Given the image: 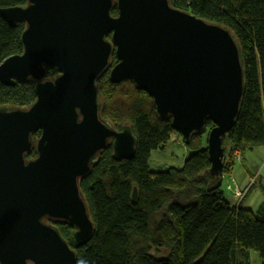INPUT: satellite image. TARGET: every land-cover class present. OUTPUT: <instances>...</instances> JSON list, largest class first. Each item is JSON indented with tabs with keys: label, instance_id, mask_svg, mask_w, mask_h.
Listing matches in <instances>:
<instances>
[{
	"label": "water",
	"instance_id": "obj_1",
	"mask_svg": "<svg viewBox=\"0 0 264 264\" xmlns=\"http://www.w3.org/2000/svg\"><path fill=\"white\" fill-rule=\"evenodd\" d=\"M24 1L0 11L10 25H26L23 52L0 64V80L32 81L36 94L29 107H0V264H76L75 248L55 224L74 228L75 247L87 244L95 224L80 181L111 144L119 159L136 146L129 126L117 130L102 118L99 78L110 68L112 83L133 81L186 143L212 121L210 173L219 176L223 136L236 125L246 91L244 55L229 27L171 0ZM48 69L57 74L48 77Z\"/></svg>",
	"mask_w": 264,
	"mask_h": 264
},
{
	"label": "trees",
	"instance_id": "obj_2",
	"mask_svg": "<svg viewBox=\"0 0 264 264\" xmlns=\"http://www.w3.org/2000/svg\"><path fill=\"white\" fill-rule=\"evenodd\" d=\"M174 7L187 10L209 22L229 27L242 47L246 68V91L236 125L223 136V173H210L208 132L182 144L190 153L182 166L152 170L154 150L165 152L172 133L171 119H162L152 98L131 80L112 83L110 69L98 80L101 116L117 130L129 126L136 138L134 155L114 156L112 144L103 150L90 174L80 181L95 232L91 240L75 247L74 228L58 222L59 230L75 248L76 264H250L255 252L264 264V200L255 208L230 204L223 189V177L233 171V149L245 153L264 146V0H171ZM24 0H0V11L25 5ZM117 8L113 15H117ZM25 23L10 25L0 14V64L21 54ZM112 65L118 62L115 54ZM56 70L48 69L53 77ZM129 108L111 105L124 99ZM36 100L35 83L16 82L6 86L0 80V107L26 108ZM129 124L120 128L118 121ZM41 132L33 134L36 141ZM32 151L28 157H35ZM225 158V157H224ZM229 158V159H228ZM134 188L137 197L134 199ZM238 199V198H237ZM239 201L242 200L238 199Z\"/></svg>",
	"mask_w": 264,
	"mask_h": 264
},
{
	"label": "rangeland",
	"instance_id": "obj_3",
	"mask_svg": "<svg viewBox=\"0 0 264 264\" xmlns=\"http://www.w3.org/2000/svg\"><path fill=\"white\" fill-rule=\"evenodd\" d=\"M125 88H126V86L122 85L121 89H120L121 95H118V96H122V98H124V99L112 100V102H111L112 106L115 107L116 105H124L126 107V109L129 108L128 102H127V97L124 94L125 90H127ZM124 124H129V122L126 119H124L120 122L118 121L117 125L120 128H122ZM178 137L180 138L179 142L176 141V138H178ZM225 151H226L225 154L230 153L229 152L230 151L229 146L226 147ZM189 154L190 153L188 152L187 148L182 144V139H181L180 135L177 132L172 133L171 139L167 144V149L165 152H160L159 150H154L152 152L151 159H150V168L152 170H155V171H158V170L161 171V170L168 169L169 167L182 166L184 164L185 159L189 156ZM235 155H236L235 149H233L231 152V156H232V158H234V157L236 158V160L234 158L235 165L237 167L236 170L237 171L240 170V172H241V175L239 177V185L243 190L247 184H248L247 187L252 188V190L250 192L249 201L255 202L256 198L258 197L259 192H256L257 188H254V185L256 182L255 178H253L252 183H251V180H252V177H254L255 175H256V177L258 175H261L259 177V180L261 179L264 183V146L257 147L252 151L245 152L244 154L240 153L239 155H241V157H238V158ZM224 157H225L224 159H226L225 155H224ZM245 158H247L246 163H241L245 160ZM232 180H233V178H232ZM226 184H227V180H224L222 187L228 194L229 189L226 190ZM232 184H234V183L232 182ZM245 189H246V192H247V190H249L248 188H245ZM256 260L261 261L259 256L255 252H252L250 263L251 264H259L258 262H255Z\"/></svg>",
	"mask_w": 264,
	"mask_h": 264
},
{
	"label": "crops",
	"instance_id": "obj_4",
	"mask_svg": "<svg viewBox=\"0 0 264 264\" xmlns=\"http://www.w3.org/2000/svg\"><path fill=\"white\" fill-rule=\"evenodd\" d=\"M175 140V139H174ZM176 141H180V138L178 137V138H176ZM252 151V150H251ZM243 156V155H242ZM244 157V156H243ZM235 158V157H234ZM246 159L247 158H245V160L243 161V162H241V163H246ZM235 160H236V158H235ZM236 165H235V163H234V166H233V171H232V173H230L229 175H224V177H223V181L224 180H227V184H226V190H228L229 189V192H228V194H227V192L224 190V193H225V196H226V198H227V200L229 201V203L230 204H241L242 206H244V207H250V208H253V209H255L263 200H264V183H263V181L260 179L259 180V177L261 176V175H258L257 177H256V175L254 176V177H252V180H251V183L253 182V178H255V185H254V188H257V190H256V192H259L258 193V197L256 198V200H255V202H251V201H249V197H250V192H251V190H252V188L250 189L249 187H247L248 186V184L245 186V188H248L249 190H247V192H245V194H244V196L242 197V200L241 201H239L238 199H237V197L235 196V189L239 186L240 187V185H239V177H240V175H241V172H240V170L239 171H237L236 170ZM230 178V179H229ZM232 178H233V180H232ZM232 182L234 183V184H232ZM250 182V181H249ZM248 182V183H249ZM223 183V182H222ZM230 185V188H228V186ZM241 188V187H240ZM244 188V189H245ZM242 189V188H241ZM252 254V253H251ZM250 262H251V256H250ZM255 262H258L259 264H262V261H259V260H256ZM251 264V263H250Z\"/></svg>",
	"mask_w": 264,
	"mask_h": 264
},
{
	"label": "built area",
	"instance_id": "obj_5",
	"mask_svg": "<svg viewBox=\"0 0 264 264\" xmlns=\"http://www.w3.org/2000/svg\"><path fill=\"white\" fill-rule=\"evenodd\" d=\"M235 153H236V157L238 158V157H241V155H239L241 152L240 151H238V150H235ZM238 154V155H237ZM228 188H230V185L228 186ZM245 192H246V189H241V188H239V187H237L236 189H235V196L238 198V199H241L243 196H244V194H245Z\"/></svg>",
	"mask_w": 264,
	"mask_h": 264
},
{
	"label": "bare ground",
	"instance_id": "obj_6",
	"mask_svg": "<svg viewBox=\"0 0 264 264\" xmlns=\"http://www.w3.org/2000/svg\"><path fill=\"white\" fill-rule=\"evenodd\" d=\"M114 65H115V64H114ZM114 65H112V67H113ZM109 69H110V68H109ZM109 69H108V70H109ZM108 70H107V71H108ZM107 71H106V72H107ZM173 130H174V129H173ZM174 131H175V130H174ZM175 132H177V131H175ZM177 133H178V132H177ZM178 134H179V133H178ZM179 135H180V134H179ZM180 137H181V139L183 140V138H182L181 135H180ZM183 141H184V140H183Z\"/></svg>",
	"mask_w": 264,
	"mask_h": 264
},
{
	"label": "flooded vegetation",
	"instance_id": "obj_7",
	"mask_svg": "<svg viewBox=\"0 0 264 264\" xmlns=\"http://www.w3.org/2000/svg\"><path fill=\"white\" fill-rule=\"evenodd\" d=\"M55 225L59 228L58 223H56Z\"/></svg>",
	"mask_w": 264,
	"mask_h": 264
}]
</instances>
